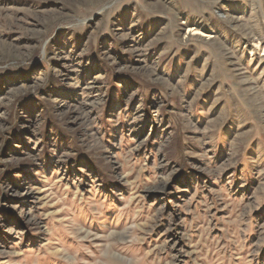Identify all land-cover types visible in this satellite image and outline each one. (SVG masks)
<instances>
[{
	"label": "rangeland",
	"instance_id": "374dc122",
	"mask_svg": "<svg viewBox=\"0 0 264 264\" xmlns=\"http://www.w3.org/2000/svg\"><path fill=\"white\" fill-rule=\"evenodd\" d=\"M0 264H264V0H0Z\"/></svg>",
	"mask_w": 264,
	"mask_h": 264
}]
</instances>
